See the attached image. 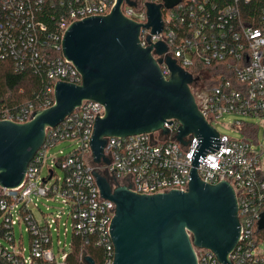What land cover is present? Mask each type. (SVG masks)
Returning a JSON list of instances; mask_svg holds the SVG:
<instances>
[{
  "label": "built area",
  "instance_id": "1",
  "mask_svg": "<svg viewBox=\"0 0 264 264\" xmlns=\"http://www.w3.org/2000/svg\"><path fill=\"white\" fill-rule=\"evenodd\" d=\"M116 1L0 0V57L11 58L15 70L31 69L47 81L36 103L28 102L14 110L0 109V120L27 122L37 110L54 103L56 82L80 83V74L62 53L65 31L73 22L109 14ZM131 1L135 5H120L121 13L139 24L147 22L146 3H162ZM161 20L162 29L156 34H151L150 28L140 29L141 45H147V36L151 42H163L166 51L154 57L169 56L192 75L189 88L204 119L216 130L214 123L233 115L230 130L241 136L216 130L212 145L193 166L202 138L189 134L181 144L175 138L179 122L173 119L164 123L167 133L157 130L106 137L104 155L109 162L95 163L90 140L94 122L103 116L104 107L97 101L83 100L62 121L45 128L44 141L29 161L20 184L11 188L0 185V236L9 243L0 244L4 264L53 263V225L63 214L72 220V234L94 238V243L104 249V264H112L110 224L115 205L101 195L94 171L114 179L113 186L150 195L186 191L193 167L202 182H226L233 189L239 233L228 255L230 261L264 264V251L258 246L263 237L257 241L255 233V229L264 231L257 228L264 211V144L259 146L257 140L261 128L264 141V5L255 8L253 0H179L169 9L161 8ZM160 67L168 78L165 63ZM63 142L74 147L67 152L61 148L49 159L47 151ZM43 168H47L44 177ZM42 198L60 200L67 212H42L43 222L39 223L30 208L37 207ZM22 221L29 232L28 255L14 239V226ZM70 250L71 245L67 252L62 248L59 264H66ZM193 250L196 264H222L207 248L193 246Z\"/></svg>",
  "mask_w": 264,
  "mask_h": 264
},
{
  "label": "water",
  "instance_id": "2",
  "mask_svg": "<svg viewBox=\"0 0 264 264\" xmlns=\"http://www.w3.org/2000/svg\"><path fill=\"white\" fill-rule=\"evenodd\" d=\"M117 0L109 14L73 22L65 31L62 53L80 74L79 84L56 82L54 103L37 110L31 120L15 123L0 120V185L15 187L23 179L29 161L44 141L45 128L55 126L83 100H94L104 114L94 122L90 140L92 160L106 163L104 146L108 136H128L161 130L165 122H179L175 138H202L193 166L205 148L212 145L216 130L198 110L189 84L192 75L174 59L155 58L166 51L161 42L142 46L141 28L151 34L161 31V8L169 9L179 0L146 3L147 22L136 23L121 13ZM165 63V78L160 64ZM101 195L115 205L110 224L114 247L112 264H196L194 247L212 251L220 263L228 258L239 233L237 204L233 189L226 182L206 184L191 169L186 191L170 190L155 194H136L127 187L112 185L106 176L94 171ZM257 228L264 230V211ZM188 232L190 236L188 235ZM86 264H95L84 255Z\"/></svg>",
  "mask_w": 264,
  "mask_h": 264
},
{
  "label": "trees",
  "instance_id": "3",
  "mask_svg": "<svg viewBox=\"0 0 264 264\" xmlns=\"http://www.w3.org/2000/svg\"><path fill=\"white\" fill-rule=\"evenodd\" d=\"M253 5L255 8L261 7L264 0H253ZM46 84V78L40 73L31 69L15 70L11 58L0 57V109L14 110L28 102L36 103L42 97ZM255 233L257 241L264 235V231L257 229ZM94 241V238L73 235L66 264H86L84 254L90 256L95 264H104V249ZM0 264H4L1 259Z\"/></svg>",
  "mask_w": 264,
  "mask_h": 264
},
{
  "label": "rangeland",
  "instance_id": "4",
  "mask_svg": "<svg viewBox=\"0 0 264 264\" xmlns=\"http://www.w3.org/2000/svg\"><path fill=\"white\" fill-rule=\"evenodd\" d=\"M234 118L235 117L233 115H226L223 118H220L213 125L216 128L217 132L239 138L241 135L238 131L230 130L232 128L230 126V123ZM250 120L255 123H258L257 119H250ZM262 136H263L262 129L259 128L257 130V140H258L259 146H262L264 144ZM258 145H255V149H257ZM72 147H74V144L69 145L67 142H63L55 147L50 148L46 154L49 156V159H51L52 156H56L59 154L58 153L59 149L62 148L64 152H67V151H70ZM262 165H263V171H264V154L262 155ZM46 171H47V168H43V170L41 171L42 177H44V175L46 174ZM57 172L59 175L62 174L60 169H57ZM47 207H49V209H47ZM30 209L32 210L34 217L39 223L43 222L42 212L53 211L54 214L57 212H62V211H64V213L67 212V209L63 205V203L57 199L55 200L50 199L46 201L44 198H42L38 202L37 207L32 205ZM71 224H72L71 218L67 219L66 215L63 214L61 215V218L59 219L58 223L53 225V228L55 230L52 231L51 250L56 259L51 264H59L62 262V259H61V255L63 254L62 248L64 252L69 251L71 242L73 240ZM65 228L67 229L66 234L64 233ZM56 229H58V235H57ZM13 233H14V239L16 242V246L23 247L25 249V254L28 255L30 240H29V232L27 230L26 224L23 221L20 222V224L16 223L13 229ZM58 242H60L59 245H58ZM63 243L65 244V246H63ZM0 244L9 245V243L5 241V239L1 236H0ZM258 246L260 250L264 251V235Z\"/></svg>",
  "mask_w": 264,
  "mask_h": 264
},
{
  "label": "flooded vegetation",
  "instance_id": "5",
  "mask_svg": "<svg viewBox=\"0 0 264 264\" xmlns=\"http://www.w3.org/2000/svg\"><path fill=\"white\" fill-rule=\"evenodd\" d=\"M107 178L109 179L110 183L116 184V181L114 179L110 178L108 175H107Z\"/></svg>",
  "mask_w": 264,
  "mask_h": 264
}]
</instances>
